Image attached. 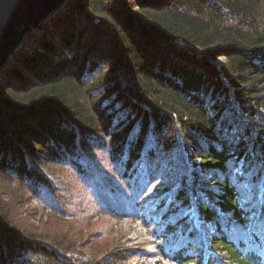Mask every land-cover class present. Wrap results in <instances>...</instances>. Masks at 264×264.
Listing matches in <instances>:
<instances>
[{
	"label": "trees",
	"instance_id": "trees-1",
	"mask_svg": "<svg viewBox=\"0 0 264 264\" xmlns=\"http://www.w3.org/2000/svg\"><path fill=\"white\" fill-rule=\"evenodd\" d=\"M35 31L0 71V264H264V0H71Z\"/></svg>",
	"mask_w": 264,
	"mask_h": 264
},
{
	"label": "water",
	"instance_id": "water-1",
	"mask_svg": "<svg viewBox=\"0 0 264 264\" xmlns=\"http://www.w3.org/2000/svg\"><path fill=\"white\" fill-rule=\"evenodd\" d=\"M71 0H0V71L21 50L29 31L43 25Z\"/></svg>",
	"mask_w": 264,
	"mask_h": 264
},
{
	"label": "rangeland",
	"instance_id": "rangeland-1",
	"mask_svg": "<svg viewBox=\"0 0 264 264\" xmlns=\"http://www.w3.org/2000/svg\"><path fill=\"white\" fill-rule=\"evenodd\" d=\"M37 37H38V32L36 33V31L34 32V30H32L27 33L25 41L28 40L30 42H33L37 39ZM223 62H224L223 58L219 60V63H223ZM246 119L248 121L254 122L256 127L264 124L263 118L257 119L256 117H246ZM55 180L59 188H63L62 181H60L59 179H55ZM51 211H52L51 209L48 210L43 209L38 201L33 200L25 204L21 213V218L23 221L29 224L40 226L39 228H42L43 227L42 225L48 221L49 214L51 213Z\"/></svg>",
	"mask_w": 264,
	"mask_h": 264
}]
</instances>
